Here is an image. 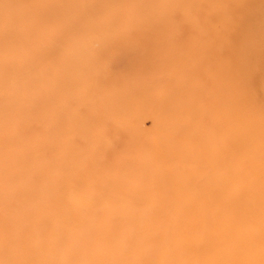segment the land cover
<instances>
[{
  "label": "rangeland",
  "instance_id": "rangeland-1",
  "mask_svg": "<svg viewBox=\"0 0 264 264\" xmlns=\"http://www.w3.org/2000/svg\"><path fill=\"white\" fill-rule=\"evenodd\" d=\"M0 264H264V0H0Z\"/></svg>",
  "mask_w": 264,
  "mask_h": 264
},
{
  "label": "bare ground",
  "instance_id": "bare-ground-1",
  "mask_svg": "<svg viewBox=\"0 0 264 264\" xmlns=\"http://www.w3.org/2000/svg\"><path fill=\"white\" fill-rule=\"evenodd\" d=\"M240 26H241V25L238 23V28H240ZM227 87H228V86H227ZM227 90H228V88L224 87V92H226ZM227 92H228V91H227ZM227 92H226V93H227ZM230 137H231V136H230ZM216 152H217V155H216L215 153L213 154V155H214V158L217 157L218 155L220 156V155L222 154V151L220 152L219 150H216ZM225 159H226V157H225ZM214 160H218V161H222V160H223V161H224V159L221 160V158H218V159L215 158ZM224 204H225V203H224ZM203 234H204V233H203ZM189 245H190V244H189ZM190 247H191V246H190Z\"/></svg>",
  "mask_w": 264,
  "mask_h": 264
}]
</instances>
